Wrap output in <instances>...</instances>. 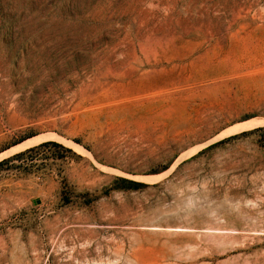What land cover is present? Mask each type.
Listing matches in <instances>:
<instances>
[{
	"label": "rangeland",
	"instance_id": "1",
	"mask_svg": "<svg viewBox=\"0 0 264 264\" xmlns=\"http://www.w3.org/2000/svg\"><path fill=\"white\" fill-rule=\"evenodd\" d=\"M0 156V264H264V0H0Z\"/></svg>",
	"mask_w": 264,
	"mask_h": 264
},
{
	"label": "bare ground",
	"instance_id": "2",
	"mask_svg": "<svg viewBox=\"0 0 264 264\" xmlns=\"http://www.w3.org/2000/svg\"><path fill=\"white\" fill-rule=\"evenodd\" d=\"M32 140H33V139H31V141H26V142H24V143H22V144H20V145H18V146H16V147L12 148V149L9 150L8 152H12V150L15 151L14 149H18V150H19L20 148H23V147H25V146H27V145L29 146V144L32 143ZM37 140H38V139H37ZM33 141H34V140H33ZM4 154H5V153H4ZM4 154H2V155H4ZM6 154H7V152H6ZM0 157H1V156H0Z\"/></svg>",
	"mask_w": 264,
	"mask_h": 264
},
{
	"label": "trees",
	"instance_id": "3",
	"mask_svg": "<svg viewBox=\"0 0 264 264\" xmlns=\"http://www.w3.org/2000/svg\"><path fill=\"white\" fill-rule=\"evenodd\" d=\"M234 137H236V136H233V138ZM231 139V138H230ZM2 165V163L0 164V166ZM126 181V180H125ZM129 183L131 184V185H134L133 187L134 188H138V187H140L141 185H143V184H141V183H136V182H133V181H129Z\"/></svg>",
	"mask_w": 264,
	"mask_h": 264
}]
</instances>
